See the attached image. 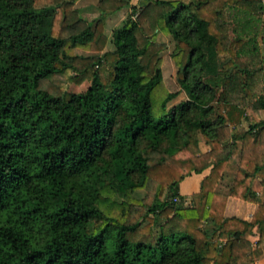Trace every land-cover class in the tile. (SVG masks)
Returning <instances> with one entry per match:
<instances>
[{
    "label": "trees",
    "instance_id": "1",
    "mask_svg": "<svg viewBox=\"0 0 264 264\" xmlns=\"http://www.w3.org/2000/svg\"><path fill=\"white\" fill-rule=\"evenodd\" d=\"M36 1L0 0V264L261 257L264 121L237 127L264 110V1L103 0V15L134 11L111 50L102 18ZM160 33L176 42L175 92ZM68 70L88 89L48 88ZM181 91L187 98L170 106ZM198 134L209 152H194ZM206 169L200 191L182 196L180 183ZM224 172L236 174L230 195L258 205L250 221L225 216L228 196L215 191Z\"/></svg>",
    "mask_w": 264,
    "mask_h": 264
},
{
    "label": "rangeland",
    "instance_id": "2",
    "mask_svg": "<svg viewBox=\"0 0 264 264\" xmlns=\"http://www.w3.org/2000/svg\"><path fill=\"white\" fill-rule=\"evenodd\" d=\"M60 1L62 0H37V5L40 7L42 5H51V6H58L60 4ZM66 5L64 7L66 8V12H76L79 16L84 18L87 21H95L99 18H102L101 23L103 24V31L104 34L107 37V44H106V49L105 50H111L113 49V46L110 42L112 32L115 28H118L122 25V23L127 19V17L133 13L132 5H128L121 10L115 11V13H107L105 15L102 14V8L101 4L103 0H75L74 2H70V0H63ZM264 1V0H263ZM157 41L161 43L164 48L160 52V56L163 59V76L164 80L167 84V87L171 91H178L180 90V85L178 82V67L176 66L172 54L175 51L176 47V42L173 40L171 36H166L165 34L160 33L157 37ZM104 50V51H105ZM70 52L72 54H77L79 56H82L84 59L89 58L92 54H95V52H89L83 49H70ZM262 55L264 57V51H262ZM100 69L108 74L110 71V68L107 65H102L100 66ZM75 72H72L71 70L66 71L63 74H57L51 77L47 82L48 88H50L52 91L59 92V93H81L84 92L85 90L88 89V87L91 85V80L90 79H84L81 82H77L74 80ZM187 96L186 94L181 91L180 95L174 99L171 103L170 106L176 105L180 103L182 100L186 99ZM246 113H243L241 116V124L239 125L241 129L242 134L249 129V127L252 124H256L258 122L264 121V110L260 109L257 110L254 114L255 117L252 120L247 119V116L245 115ZM238 126V127H239ZM237 127V132L239 133V129ZM234 133L235 131L232 130ZM198 144L195 147L194 152L196 155H199L203 151H206V144L203 139V136L201 134H198ZM232 167L236 168L235 163H232ZM194 176V175H192ZM236 174L235 173H229V172H224L222 174V180L217 184L216 188L220 192L221 195L222 193L225 192H231L229 188L233 185ZM196 178V176H194ZM145 192H139L138 196L145 198ZM253 244V243H252ZM247 258V263H242L241 264H250L251 261L248 260Z\"/></svg>",
    "mask_w": 264,
    "mask_h": 264
},
{
    "label": "crops",
    "instance_id": "3",
    "mask_svg": "<svg viewBox=\"0 0 264 264\" xmlns=\"http://www.w3.org/2000/svg\"><path fill=\"white\" fill-rule=\"evenodd\" d=\"M239 128L240 126L238 127V129ZM239 131H240L239 134H242L241 129H239ZM206 147H207L206 151H203L202 153L209 152V147L207 145ZM209 173H210V169H206L202 174H194L196 178H194V176L187 177L184 181L180 183V187H179L180 194L182 196L189 197L195 193H198L200 191L201 182L203 178L206 177ZM221 180L222 179H220L219 182ZM232 186L229 188V190H231ZM215 191L217 193H221V191L219 192L217 188L215 189ZM222 194L228 196L226 209L224 213L226 217L229 218L236 217L245 221H250L252 219L258 208L257 204L253 202L245 201L237 196L230 195V192L228 193L224 191ZM260 232H261L260 228L256 227L254 229L253 235L250 238V241L253 243L254 246H256L257 242L260 239ZM248 258H249L248 260L251 261L250 264H264V248H263V255L261 257L255 258L254 255H251ZM246 261L247 258L243 260L244 263Z\"/></svg>",
    "mask_w": 264,
    "mask_h": 264
},
{
    "label": "built area",
    "instance_id": "4",
    "mask_svg": "<svg viewBox=\"0 0 264 264\" xmlns=\"http://www.w3.org/2000/svg\"><path fill=\"white\" fill-rule=\"evenodd\" d=\"M136 17H137V16L135 15V16H134V19H136ZM178 200H179V199H176L175 201H178Z\"/></svg>",
    "mask_w": 264,
    "mask_h": 264
}]
</instances>
